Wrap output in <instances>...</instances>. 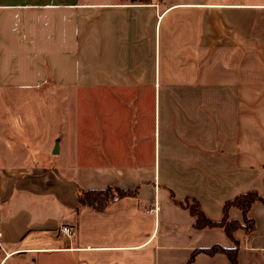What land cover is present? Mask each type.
<instances>
[{
  "label": "crops",
  "instance_id": "crops-1",
  "mask_svg": "<svg viewBox=\"0 0 264 264\" xmlns=\"http://www.w3.org/2000/svg\"><path fill=\"white\" fill-rule=\"evenodd\" d=\"M49 82L59 96L43 104L76 106L55 136L79 138L90 104L104 155L84 161L77 145L36 168L1 153L0 264H229L196 253L233 244L171 195L218 221L226 201L264 193V0H0V89ZM109 187L135 194L78 207L79 190ZM248 215L237 262L264 264V205Z\"/></svg>",
  "mask_w": 264,
  "mask_h": 264
},
{
  "label": "rangeland",
  "instance_id": "rangeland-1",
  "mask_svg": "<svg viewBox=\"0 0 264 264\" xmlns=\"http://www.w3.org/2000/svg\"><path fill=\"white\" fill-rule=\"evenodd\" d=\"M49 96H59L58 89L51 82L38 90L0 89V155L12 149L22 165L36 168L53 167L56 161L62 164L73 161L77 145H80L77 148L79 157L84 161H90L91 156L95 159L102 157L101 149L90 148V104L80 106L86 114L84 121L80 122V137H72L71 134V137L60 138L55 136L59 126L67 118L75 117L76 106L73 102L60 106L43 104V99ZM88 97L89 92H84L83 98ZM69 122L66 123L69 125ZM71 122L74 125L75 121L71 119ZM67 144L70 148H64ZM10 145L17 148H6ZM55 148L56 154L53 153ZM59 149L64 155L56 160ZM160 152L162 159L163 148Z\"/></svg>",
  "mask_w": 264,
  "mask_h": 264
},
{
  "label": "trees",
  "instance_id": "trees-1",
  "mask_svg": "<svg viewBox=\"0 0 264 264\" xmlns=\"http://www.w3.org/2000/svg\"><path fill=\"white\" fill-rule=\"evenodd\" d=\"M134 1V0H132ZM135 191H125L116 187H109L104 190H79L77 194L78 207H87L94 211H104L111 203L127 196H133ZM172 196V202L178 207L187 210L193 218L192 227L196 230L220 228L224 231L227 238L232 242L233 246L224 249L218 246H213L207 249H201L196 253H204L208 256L215 254H224L229 264H238L237 255L240 249V239L237 237L238 232L245 235H250L254 232V221L249 217L248 213L254 203L264 205V193L258 194L255 191L239 194L234 198L226 201L222 206V217L218 221L210 220L203 213L199 202L193 197H186L183 200H176ZM231 208L240 211L242 219L233 220L228 216ZM194 255L191 256L187 264H191Z\"/></svg>",
  "mask_w": 264,
  "mask_h": 264
},
{
  "label": "built area",
  "instance_id": "built-area-1",
  "mask_svg": "<svg viewBox=\"0 0 264 264\" xmlns=\"http://www.w3.org/2000/svg\"><path fill=\"white\" fill-rule=\"evenodd\" d=\"M61 233H62L64 236L70 237V232H69L66 228H63V229L61 230Z\"/></svg>",
  "mask_w": 264,
  "mask_h": 264
},
{
  "label": "water",
  "instance_id": "water-1",
  "mask_svg": "<svg viewBox=\"0 0 264 264\" xmlns=\"http://www.w3.org/2000/svg\"><path fill=\"white\" fill-rule=\"evenodd\" d=\"M56 149H57V148H55L54 151H53L54 154H56Z\"/></svg>",
  "mask_w": 264,
  "mask_h": 264
}]
</instances>
